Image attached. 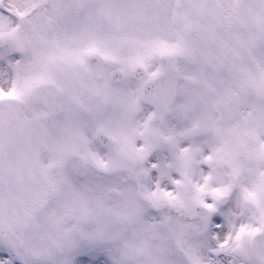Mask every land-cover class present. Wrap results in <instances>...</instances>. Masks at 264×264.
I'll list each match as a JSON object with an SVG mask.
<instances>
[{"label": "snow or ice", "instance_id": "snow-or-ice-1", "mask_svg": "<svg viewBox=\"0 0 264 264\" xmlns=\"http://www.w3.org/2000/svg\"><path fill=\"white\" fill-rule=\"evenodd\" d=\"M0 264H264V0H0Z\"/></svg>", "mask_w": 264, "mask_h": 264}]
</instances>
